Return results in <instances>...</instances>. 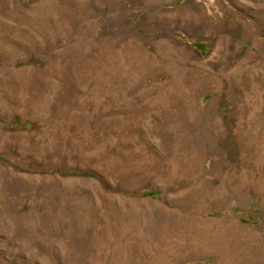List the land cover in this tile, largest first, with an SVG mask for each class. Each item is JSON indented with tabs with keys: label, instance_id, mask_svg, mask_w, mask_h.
<instances>
[{
	"label": "rangeland",
	"instance_id": "374dc122",
	"mask_svg": "<svg viewBox=\"0 0 264 264\" xmlns=\"http://www.w3.org/2000/svg\"><path fill=\"white\" fill-rule=\"evenodd\" d=\"M0 264H264V0H0Z\"/></svg>",
	"mask_w": 264,
	"mask_h": 264
},
{
	"label": "trees",
	"instance_id": "16d2710c",
	"mask_svg": "<svg viewBox=\"0 0 264 264\" xmlns=\"http://www.w3.org/2000/svg\"><path fill=\"white\" fill-rule=\"evenodd\" d=\"M198 46V45H197ZM199 47V46H198ZM200 49V48H199Z\"/></svg>",
	"mask_w": 264,
	"mask_h": 264
}]
</instances>
